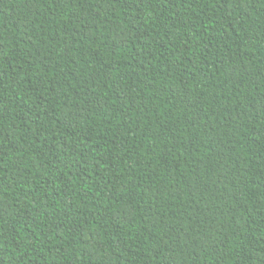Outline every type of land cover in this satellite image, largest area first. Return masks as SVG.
<instances>
[{
  "label": "trees",
  "instance_id": "trees-1",
  "mask_svg": "<svg viewBox=\"0 0 264 264\" xmlns=\"http://www.w3.org/2000/svg\"><path fill=\"white\" fill-rule=\"evenodd\" d=\"M0 264H264V0H0Z\"/></svg>",
  "mask_w": 264,
  "mask_h": 264
}]
</instances>
